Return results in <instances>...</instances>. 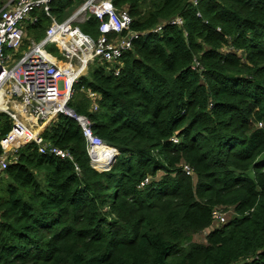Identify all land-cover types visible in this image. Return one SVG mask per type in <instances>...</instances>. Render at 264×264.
<instances>
[{
    "label": "trees",
    "instance_id": "16d2710c",
    "mask_svg": "<svg viewBox=\"0 0 264 264\" xmlns=\"http://www.w3.org/2000/svg\"><path fill=\"white\" fill-rule=\"evenodd\" d=\"M85 1L53 0L50 15ZM111 2L139 37L118 75L89 69L69 107L118 156L94 170L64 116L42 138L72 160L21 147L0 179V264H264V0ZM98 24L79 27L95 38ZM10 128L2 114L0 138Z\"/></svg>",
    "mask_w": 264,
    "mask_h": 264
},
{
    "label": "built area",
    "instance_id": "2783aa9c",
    "mask_svg": "<svg viewBox=\"0 0 264 264\" xmlns=\"http://www.w3.org/2000/svg\"><path fill=\"white\" fill-rule=\"evenodd\" d=\"M52 1L8 0L0 7V116L6 115L11 123L10 130L0 138V179L8 165L17 159L19 149L28 144H34L43 155L72 160L67 151L50 147L42 138L46 127L59 116L70 118L79 126L94 170L109 171L117 158L116 155L108 158L97 168L99 149L106 146L93 133L90 121L77 115L69 102L74 85L87 75L90 64L96 61L115 64L109 69L118 75L119 60L131 49L139 33L131 31L132 18L127 9L114 8L111 0H86L76 13L60 23L50 15ZM189 1L192 6H197L199 0ZM38 10L50 20L44 38L38 43L32 41L29 50L15 62L12 56L22 46L21 24L27 21L36 25L39 20L35 12ZM90 17L99 23L95 38L84 34L79 27ZM182 24V18L177 16L158 24L151 32L159 34L165 25L180 27ZM47 44L58 46L62 62L45 51ZM9 63L13 65L7 69ZM82 92L91 101V110L96 111L99 97L91 91ZM257 126L261 128L262 124ZM172 141L177 142L176 138ZM183 170L186 175L191 174L189 167L184 166ZM146 182L147 179L141 186ZM214 216L219 222L224 221L222 216L216 213Z\"/></svg>",
    "mask_w": 264,
    "mask_h": 264
},
{
    "label": "rangeland",
    "instance_id": "374dc122",
    "mask_svg": "<svg viewBox=\"0 0 264 264\" xmlns=\"http://www.w3.org/2000/svg\"><path fill=\"white\" fill-rule=\"evenodd\" d=\"M7 1H8V0H0V7H1L4 3H6ZM81 5H82V4H81ZM81 5H80V6H81ZM80 6H78L76 9H74L73 11H71V12L69 13V16H68V17H70L72 14L76 13V12L78 11V8H79ZM40 14H42L41 10H38V11L35 12V15H36L37 17L40 16ZM54 20H55L56 22H58V23L62 22V20H59V19H56V18H54ZM49 23H50V20H49V22H48V25H49ZM48 25H47V26H48ZM29 26H31V25H30V23L27 22V21H24V22L21 24L20 29H21L22 32H23L22 46L18 49L17 54L14 55V57L12 56V58L14 59L15 62L18 61V60L23 56V54L29 50L32 41L35 42V43H38L39 41H41V40L44 38V31H45V29L47 28V26H46V28H45L44 30H43V28H42V29H30ZM151 30H152V29H151ZM151 30H150V31H151ZM44 49H45V51H46L48 54H50L51 56L57 58L59 61L62 62V58H61V56H60V51H59L57 45H55V44H47V45L44 47ZM224 50H225V49H224ZM227 50H230V49H227ZM12 52H13V51H10L9 53L12 54ZM5 55H7V52L5 53ZM101 63H102V62H98V61H96V62L90 64V65L88 66V70H89V69H92L93 67H96V66H98V65H102V64H107V65L109 66V68H114V66H115V64H110V63H102V64H101ZM12 65H13V64H10V63H9V66H7V69H9ZM87 73H88V71H87ZM86 76H87V75H86ZM86 76H85V77H86ZM110 154H111V152H110ZM115 155H117V153H116ZM97 168L99 169L98 166H97ZM225 214H226V218H227L228 216L231 215V211H227ZM224 218H225V216H224ZM226 218H225V219H226ZM204 237H205V233L202 232L200 235L195 236V240L198 241V242H201V241L204 239Z\"/></svg>",
    "mask_w": 264,
    "mask_h": 264
},
{
    "label": "bare ground",
    "instance_id": "6f19581e",
    "mask_svg": "<svg viewBox=\"0 0 264 264\" xmlns=\"http://www.w3.org/2000/svg\"><path fill=\"white\" fill-rule=\"evenodd\" d=\"M107 148L105 149H99V159L97 160L98 161V167L100 168V164H105L106 161H108V158L111 159L112 157L115 156L116 152L115 151H111V150H106ZM111 152V154H110Z\"/></svg>",
    "mask_w": 264,
    "mask_h": 264
},
{
    "label": "clouds",
    "instance_id": "9594fccd",
    "mask_svg": "<svg viewBox=\"0 0 264 264\" xmlns=\"http://www.w3.org/2000/svg\"><path fill=\"white\" fill-rule=\"evenodd\" d=\"M105 144V143H104ZM105 146H107L106 144H105Z\"/></svg>",
    "mask_w": 264,
    "mask_h": 264
},
{
    "label": "water",
    "instance_id": "95a60500",
    "mask_svg": "<svg viewBox=\"0 0 264 264\" xmlns=\"http://www.w3.org/2000/svg\"><path fill=\"white\" fill-rule=\"evenodd\" d=\"M116 156H118V153H117V155Z\"/></svg>",
    "mask_w": 264,
    "mask_h": 264
}]
</instances>
